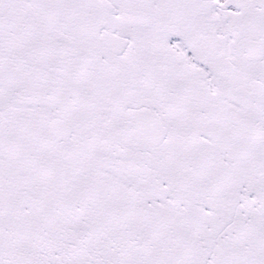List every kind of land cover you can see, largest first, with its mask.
I'll return each mask as SVG.
<instances>
[{
  "label": "snow or ice",
  "instance_id": "snow-or-ice-1",
  "mask_svg": "<svg viewBox=\"0 0 264 264\" xmlns=\"http://www.w3.org/2000/svg\"><path fill=\"white\" fill-rule=\"evenodd\" d=\"M0 264H264V0H0Z\"/></svg>",
  "mask_w": 264,
  "mask_h": 264
}]
</instances>
